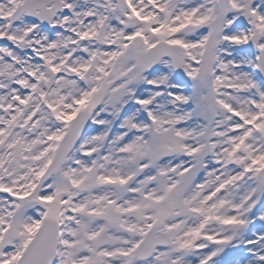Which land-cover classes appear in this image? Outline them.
Returning a JSON list of instances; mask_svg holds the SVG:
<instances>
[{
	"label": "rangeland",
	"instance_id": "obj_1",
	"mask_svg": "<svg viewBox=\"0 0 264 264\" xmlns=\"http://www.w3.org/2000/svg\"><path fill=\"white\" fill-rule=\"evenodd\" d=\"M5 1L0 0V4ZM22 1L11 0L14 6L11 5L10 11L4 10L1 21L4 34L0 44L13 61H5L0 54V97L10 92L12 98L13 95L23 98L16 108L20 117L6 133H0V153L4 146L8 154L9 147L14 146L17 151V142L23 143V137L32 141L23 145L26 153L21 152L17 159L24 167L19 175L0 178V190L12 189V186L16 190L23 189L24 197L27 196L12 211L17 212L16 219L11 217L10 201H7L4 211L8 208L10 217L6 225L0 222V264H14L21 254L13 253L15 244L19 243L24 250L46 218L62 222L60 252L64 251L65 255L61 256L64 264H186L185 261L197 264L191 257L182 255L183 249L207 264H222L220 256L231 259L236 251L245 254L261 251L258 259H234L235 263L228 264H264V239L260 238V232L264 233V180L260 176L264 168V37H261L264 0H231L232 7L227 13L219 12L213 5L210 10L211 0H157L153 2L154 7L143 3L144 10L137 16L143 24L137 28L131 24V0H127L130 3L126 12L116 9L112 0L102 3L100 0H61L67 11L57 17L52 28L43 29L23 18L8 32L7 16ZM90 12L91 30L84 27L90 21ZM132 12L138 14V10ZM112 29L116 37L111 42V50L114 54L120 51L115 59L114 55L109 56L111 51L107 53L110 64L108 71L103 70L105 74L101 75L96 70L101 65L92 62L93 53L100 49L98 36L106 34L112 39ZM64 32L75 38L76 45L67 42L68 48L60 55L61 60L46 55L43 47L46 50L55 36ZM142 32L149 38L145 39ZM40 34L45 42L40 40ZM134 37L132 44H137L141 52L157 41L181 45L187 60L183 73L177 74L178 80L166 59L153 73L137 69L136 52L127 44ZM255 38L259 44L251 56L248 47ZM35 41L40 42L41 51H35ZM72 49L77 52L64 68V60L72 54ZM26 57L35 58L33 64H25ZM200 62L201 68L197 66ZM125 66L129 70H125ZM162 69L165 74H161ZM16 71L20 75L16 76ZM125 71L126 78L122 77ZM170 79L179 81L178 90L173 93L165 90L170 87ZM85 80L89 84L87 89L82 85ZM250 83L256 87L251 102L263 112L256 122L252 119L255 110L247 103L246 87ZM114 86L120 89L106 99L107 92ZM155 93L163 96L167 111L184 112L181 123L172 132L158 126L149 130L145 125L144 116L157 115L146 101L153 100ZM171 94L175 95V102L167 97L174 96ZM46 97L57 105V112L51 114L42 108L35 115L34 124L28 126L34 112L47 104ZM190 99L195 104L193 114L186 109ZM142 104L143 114H139ZM4 109L5 105L0 103V113ZM126 109L134 110L133 116L141 117L139 125L132 119L128 128L123 125ZM81 111L91 115V127L99 118L106 123L104 141H109V147L105 161L100 163L96 158L103 140L85 150L84 155L91 153L88 160L80 158L79 150L83 152L86 148L82 144L85 135L66 163L70 171L79 161L78 168L85 169L84 175L68 176L65 175L68 171L62 169L49 181L42 182L65 129ZM7 114L0 116L2 122H10L12 114ZM51 117L59 119L56 132H47L44 128L52 127ZM241 120L255 122L259 132H250ZM140 129H147L148 133L144 136ZM189 129L193 131L190 140L186 139ZM118 131L128 136L125 144L133 146L132 151L122 156L114 148L117 145L113 148L110 145ZM90 137L88 135L87 139ZM134 137H140L139 143H135ZM42 143H46L44 154H49L46 163L43 166L24 164V158L33 157L27 148ZM226 156L237 166H227ZM119 159L120 167L115 166ZM170 164L172 167L168 168ZM242 168L248 169L249 175H242ZM28 175L32 177L29 182L15 183L16 179L24 180ZM118 177L124 182L119 184ZM72 180L77 187H71ZM253 183L257 186L254 192L259 201L243 205L253 190L250 187ZM216 185H223L225 192L209 202ZM70 192L72 196L68 197ZM208 205L215 206L216 214L205 226V232L213 237L214 243L221 245L219 251L213 248L205 251L202 240L190 241ZM240 207L242 211L238 210ZM245 209L251 212L249 216H244ZM31 219L36 221L35 229ZM150 225L169 235L173 247L159 250L150 261L139 263L132 253L137 240ZM6 245L12 248H5ZM164 260L168 262L163 263Z\"/></svg>",
	"mask_w": 264,
	"mask_h": 264
},
{
	"label": "bare ground",
	"instance_id": "obj_2",
	"mask_svg": "<svg viewBox=\"0 0 264 264\" xmlns=\"http://www.w3.org/2000/svg\"><path fill=\"white\" fill-rule=\"evenodd\" d=\"M102 1L103 0H100L99 2L102 3ZM131 1H132V8L134 10H136V11L138 10V13L140 14L144 10V8H142L143 7V3H144V5H147L148 7H152V6L154 7L153 2H155L157 0H142V1L141 0H131ZM5 3L0 4V40H1L2 34H4V30L1 27V21H2V18H3L2 17L3 12H4V10H6V11L9 10L10 11L11 5L14 6V4L11 2V0H6ZM147 6H145V9L148 8ZM7 14H10V13L8 12ZM198 16H199V14H198ZM89 19H90L89 23L86 26H84V27L88 28V29L90 28V30H91L92 29L91 12H90V18ZM106 23H107V21H105L104 24H106ZM112 32H113L112 35H110V37L112 39H109L106 34H104L102 36L101 35L98 36V41L100 43L99 46H100L101 55L98 54L94 58V63L97 64V65H99V64L101 65V67L96 69L101 75L105 74L103 72V70L108 71L107 66H109V64H110V61H107V59H106L107 58V53L109 51H111L109 56L112 57L114 55L113 59H115L117 57L116 54H118L119 51H120V49H118V50H116V54H114V51L112 52V50H111V47H112V43L111 42L116 37V36L113 35L114 33H116V31L112 29ZM119 34H120V32H119ZM39 37H40V40L41 39L44 40V36H42V34H40ZM74 40H75L74 37H71L68 34H59V35L55 36L53 43H51L50 46L46 50H44V47H43V52H45L46 55H48V56H53L54 57L53 59L58 58L59 60H61L62 58L60 59V57H61L60 55L62 54L63 51H65L68 48L67 42H74ZM44 42H45V40H44ZM35 44H36L35 51L36 52L41 51L42 46H41L40 42L39 41H35ZM192 57H193V55L190 56V58H192ZM72 58H73V56L71 54L69 57H66L65 59L67 61H70ZM34 61H35V58H32V57L24 58V62L27 65L29 64V62H31V64H33ZM0 64H1V61H0ZM128 68L129 67L125 66V70H127ZM234 68H237V66L235 65ZM162 71H163V69H162ZM16 74H17L16 76L20 75V74L17 73V71H16ZM161 74H165V71H163ZM122 75H123L122 77L126 78L127 77L126 76V71H125V73L122 72ZM178 84H179V81H177V80H173V79L169 80L170 91H172V93L175 90H178ZM119 89L120 88L118 86L112 87V89L107 92L105 98L107 99L112 93L117 92V90H119ZM145 94H146V92H145ZM11 95L12 94L10 92H7L5 94V96L1 95L2 97H0V103L5 105V109L0 113L1 118L4 116L3 114H5V112L8 113L7 115L12 114V116H10L11 121L9 122L11 124L10 128H12L13 124L15 123L14 121L18 117H20L21 113L16 108H17V106L22 104V102L19 101L20 98L18 96L13 95L14 97L12 98ZM171 95H174V94H171ZM154 96H155L154 98L152 97L153 100H151V101L146 100V101L149 102V104H147V105H150L153 108V112L157 113L156 117H154L156 121L158 119V121H157L158 124L156 126H158L160 129H166L167 132H172L174 127L181 123L180 120L183 118L184 112H182V114L181 113L180 114H176L173 111L172 112L167 111L165 106L162 103L163 96L162 95H158L157 93H155ZM167 97H169L170 100H173L174 96H172V97L167 96ZM104 102H106V101H104ZM173 104H174V102H173ZM258 104H259V102H258ZM142 106L144 107L143 104H142ZM106 107L103 109V111L106 110ZM55 110L57 112V107L55 108ZM126 111H128V110H126ZM53 112H55V111H52V114H53ZM133 113H134V110H132V109L129 110L128 112H125V115L127 117L122 119L123 120V125L125 127L127 126V128L129 127V122H130L131 119L134 120L136 122V124H138V125L141 123L139 117L138 116H136V117L133 116ZM99 119H98L97 122H95L93 127L89 128V131L87 132L88 134L86 133L87 136L90 135L91 137L87 139V136H86L85 142L82 143L84 146H86V148L83 150V152H82V150H79L78 153L80 155V158L83 157V155H84L83 153L85 152L86 149H88V148L90 149L91 147L96 146L97 143L102 142L101 140H103V142H104V138L106 139L105 134H104V128L106 126V123H105L104 119L103 120H101V119L99 120ZM51 126H53V127L50 128V127L46 126L44 128H45V130L47 132H51V131L54 132V129L56 130L57 126H54L52 124H51ZM22 130L23 129L21 128L20 131L22 132ZM140 130H143V129H140ZM6 131H7L6 129L0 128V133L1 134L6 133ZM119 132L120 131H118V132H116L114 134V136L112 138V141H111L112 143L110 145H112V148H113L114 144L117 145L114 148H117L118 149V155L122 156L128 151H132L133 146H130V145L127 146L125 144L126 143L125 141L128 139V136L127 135H123V134H121ZM186 133L188 135L186 137V139L190 140L191 137H192L193 131L189 129V130L186 131ZM29 140L32 141V139H27V138L23 137V143L17 142L16 147L19 148V149L17 151H15L14 146H12L11 148L9 147V151H10L9 154H8V152L6 150V147L4 146V148L2 150V153H0V174H1L0 178H2V179H10L11 176L19 175L18 172L21 171L22 169H24V167H22L20 165V162L17 161V159L20 158V155H21L20 153L21 152L26 153V149H23L24 148L23 145L24 144H30L31 142H29ZM134 141H135V143H139L140 137H134ZM45 146H46V143H42L41 145H38L37 147H33V148H29L28 146H26V147H28L27 151H30V153H32L33 157L32 158H28V157L24 158L23 159V163L25 164L27 162H30L31 164H34V165H37V166H43L46 163L47 158L49 156V154H44L43 150L45 149ZM139 147H140V144H139ZM36 149H38V151ZM50 151H52V148L50 149ZM23 153H22V155H24ZM108 153H109V151H108ZM90 154H87V155H90ZM3 155H4V157H3ZM69 160H70V157L68 155L65 158V162H64L65 164L63 166V171H65V172L68 171V166H66L67 165L66 163ZM83 162L84 161H82V163ZM120 163H121V161L119 159L115 163V166H119L120 167ZM170 167H172L171 164L169 165L168 168H170ZM73 169L68 171V172H66L65 175L66 174L68 176H71V175L76 176L77 175L78 178H79V176H83L84 175L83 172L85 171V169L82 168V166L80 168H78V169H76V166H75ZM13 171H15V173H12ZM30 171H31V168H30ZM170 171H171V169H170ZM20 174H22V173H20ZM213 174H215V172H213ZM20 177H22V176L20 175ZM24 178H25L24 180L20 179V178L16 179L15 183L18 184L19 182H21V183L25 182V180H27L28 182L30 180H32V177H30L29 175L24 177ZM21 183H19V184H21ZM77 186H78V184L76 183L75 187H77ZM11 188H12L11 192H13V190H14L15 193L17 194L16 195L17 197H24V195L22 193L23 189L21 191V190H16L12 186H11ZM43 192H44V190H43ZM46 192H48V190H46ZM3 193L4 192H2L0 194V222L6 225L7 222H8V213L9 212H8V208H7L6 211H4V210L8 206L7 197H9V196L5 197L3 195ZM10 195H12V193ZM42 196H44V195H42ZM42 203H45V202H42ZM256 207L257 206H255V208ZM256 210L259 212V208L258 209L256 208ZM1 212H3V213H1ZM34 214H37V213H34ZM9 217H10V215H9ZM30 221H31V226L35 229L36 228V221L33 220V219H31ZM196 227H197V225L195 226V228ZM1 232H2V227H0V234H1ZM260 238L264 239V233L263 232H260ZM5 243H3V244H5ZM21 246L22 245H20L19 243L15 244V249H14L13 253L16 254V255L20 254L22 252V250H23ZM9 247L12 248V246H9V245H6L5 248H9ZM14 254H11V256L14 255ZM259 257H257V259ZM262 259H264V255H263ZM11 260H14V259L11 258ZM167 262H168V260H164L163 261V263H167ZM185 263L186 264H190L189 261H185Z\"/></svg>",
	"mask_w": 264,
	"mask_h": 264
},
{
	"label": "water",
	"instance_id": "obj_3",
	"mask_svg": "<svg viewBox=\"0 0 264 264\" xmlns=\"http://www.w3.org/2000/svg\"><path fill=\"white\" fill-rule=\"evenodd\" d=\"M144 58V55H139V62L141 63L142 59ZM147 246H150L152 248H155L156 246H164V245H170V241L167 237L164 235H159V237H156V232H150L147 242L145 243ZM141 253H145L146 256H148L151 253V250L148 252L142 251Z\"/></svg>",
	"mask_w": 264,
	"mask_h": 264
}]
</instances>
